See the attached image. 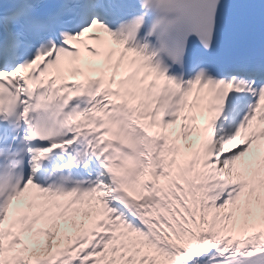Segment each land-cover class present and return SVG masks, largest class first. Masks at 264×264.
Wrapping results in <instances>:
<instances>
[{"label":"snow or ice","instance_id":"snow-or-ice-1","mask_svg":"<svg viewBox=\"0 0 264 264\" xmlns=\"http://www.w3.org/2000/svg\"><path fill=\"white\" fill-rule=\"evenodd\" d=\"M0 264H264V0H0Z\"/></svg>","mask_w":264,"mask_h":264}]
</instances>
